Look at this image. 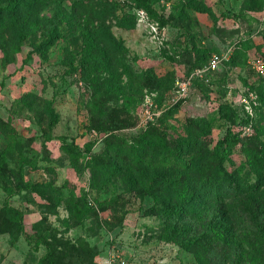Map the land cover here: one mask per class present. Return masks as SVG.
I'll return each instance as SVG.
<instances>
[{
	"label": "rangeland",
	"instance_id": "obj_1",
	"mask_svg": "<svg viewBox=\"0 0 264 264\" xmlns=\"http://www.w3.org/2000/svg\"><path fill=\"white\" fill-rule=\"evenodd\" d=\"M72 1L45 0L7 15L9 1L0 0V264H37L47 252L51 264H264V0H145L157 18L129 0H114L135 17L130 30L107 22L122 43L125 65L135 74H173L161 99L149 88L106 93L103 66L70 68L81 46ZM196 50L226 60L208 85L192 82L182 96L178 86L198 64ZM121 80L126 85L128 78ZM196 118L211 124L212 155L228 128L238 135L227 160L207 159L187 174L184 162L202 153L171 163L153 162L148 154L137 166L121 161L120 150H141V138L154 129L169 145L197 135L200 124L187 120ZM62 138L77 152L64 150ZM22 157L35 166L21 173ZM94 158L117 170L97 172ZM209 173L225 188L259 183L260 189L215 204L202 200L179 219L164 215L149 196L155 190L149 181L167 184L184 175L205 184ZM185 184L162 185L159 195L176 204L190 194ZM74 203L90 208L81 220L70 215ZM8 208L22 214L25 235L35 228L44 236L36 251L18 234Z\"/></svg>",
	"mask_w": 264,
	"mask_h": 264
},
{
	"label": "trees",
	"instance_id": "obj_2",
	"mask_svg": "<svg viewBox=\"0 0 264 264\" xmlns=\"http://www.w3.org/2000/svg\"><path fill=\"white\" fill-rule=\"evenodd\" d=\"M9 4L4 10L7 15H10L11 12L15 11L19 7H25L26 9H31L33 6L43 3L45 0H8ZM135 7L145 9L149 12L152 17H156V12L151 8V6L145 0H129ZM73 6L77 9L80 19L79 23L76 26L78 35L81 39L80 51L78 52L79 59L75 62L76 66L73 64V60L70 62V68L74 71L80 69L82 71H87L91 67L103 66L108 72V80L106 83L105 91L106 93H118L124 91H131L132 93L141 92L145 88H149L157 93V99L164 97L167 92V82L173 83L174 77L173 74L168 75L167 77L159 78L154 76L151 71H146L140 74H135L129 70L128 66L125 65L120 54V50L123 49L122 43L117 40L112 32L107 22L110 19H114L116 26L122 29H133L135 27V17L124 11L123 6L119 2L114 0H73ZM196 7H199V4H196ZM30 11V10H29ZM120 11V13H117ZM160 20V18H158ZM0 25L2 21L0 20ZM51 39H54L53 35L50 34ZM37 49V48H36ZM238 53V52H236ZM243 54V53H241ZM237 55V54H236ZM236 55L232 58L231 61L235 60ZM195 56L199 60L196 68H194L190 74L199 68L204 67L209 58L205 55L204 52L200 50L195 51ZM208 58V59H207ZM215 73V72H214ZM122 75H126L128 80L126 85H121ZM212 81V78L210 82ZM199 83L201 88L202 85L206 86L208 84L194 80L193 84ZM170 84V85H171ZM113 88V90H111ZM261 94V101L264 103V88L259 90ZM179 105L172 108L167 116L176 114L179 111ZM93 106L96 110L101 109L103 104L97 99L93 101ZM189 123H194L199 125L200 131L197 135L186 134V137L179 139L178 144L169 145L166 143L165 139L162 138V135L154 129L153 132L146 134L141 138L144 142L142 144L141 150H120L124 155V159L121 158V161H127L128 164H133L137 166L139 163H144V156L148 154L151 157L153 162H169L181 161L182 157L188 154H198L202 155H191L188 160L184 162L182 172L187 174L191 171L201 170L204 167V162L209 160L220 159L222 161L227 160V155L231 153V149L237 146L240 143V139L237 134L233 133L231 129H227L225 135L218 141L214 146L215 153L212 155L208 152V147L211 144V141L208 138L211 135V124L205 120L199 118L196 119H187ZM120 123H116L118 127ZM261 129L264 131V124L261 125ZM101 131H105V128ZM264 134V133H263ZM208 140V141H207ZM63 141L64 150L68 152L75 153L76 148L72 144H68ZM151 141V142H145ZM154 142L156 149L153 150ZM4 161L3 157H0ZM99 160L94 158L90 161V165L101 174L110 175L113 171L117 170V167L114 163L110 165L102 164L99 165ZM31 165L35 166V163L27 157H22L20 161V172L22 173L25 166ZM101 166V167H99ZM114 167V168H113ZM210 180L202 184L201 182H192L187 181V176L178 175L169 178L167 184H159L154 181H149L147 186H153L155 190L149 195L153 199V202L161 205L164 212V215L173 216L174 219H179L180 217L191 213L194 209H197V205L202 200H208L209 203H217V199L220 197H231L233 193L241 194L245 189L249 192H258L260 185L255 184L249 188L240 187L238 184L236 187L228 185L227 188L223 187L222 182L219 180L218 175L210 174ZM183 180L186 182L185 186L190 191V194H183L180 196L179 201L176 204H173L171 199L162 197L159 195L160 187L165 185V189H173L178 183ZM193 184V185H192ZM28 187H31L30 184H27ZM8 212L13 214L14 219L17 222L16 230L18 234L25 235L24 226L22 224V214L16 210L8 208ZM90 212V208L87 204H82L81 207H78L75 203L70 207V215L77 220H81L83 216L87 215ZM27 243L31 246L34 251L37 250L40 243H44V236L38 232L35 228L32 235H25ZM16 241V237L13 236L12 244ZM53 263V258L51 252H47L37 264H51Z\"/></svg>",
	"mask_w": 264,
	"mask_h": 264
},
{
	"label": "built area",
	"instance_id": "obj_3",
	"mask_svg": "<svg viewBox=\"0 0 264 264\" xmlns=\"http://www.w3.org/2000/svg\"><path fill=\"white\" fill-rule=\"evenodd\" d=\"M223 60H226V57L224 54L223 55H218V54L211 55L208 63L204 67L194 70L189 75L188 79L185 80V83H182L178 86V88H179L178 92L182 96H185V94L187 93V91L191 87V83L194 80H198V81L204 82V83L210 82L212 75L214 74V72H216L218 70V67L223 62ZM251 63L256 68L261 67V63L258 60H256V61L252 60ZM122 264H123V262H122Z\"/></svg>",
	"mask_w": 264,
	"mask_h": 264
}]
</instances>
